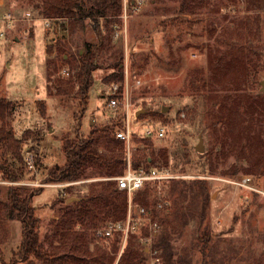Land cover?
Segmentation results:
<instances>
[{
    "label": "rangeland",
    "instance_id": "rangeland-1",
    "mask_svg": "<svg viewBox=\"0 0 264 264\" xmlns=\"http://www.w3.org/2000/svg\"><path fill=\"white\" fill-rule=\"evenodd\" d=\"M127 10L126 21L117 19L109 28L101 19L99 34L88 19H51V26H47L31 0H0V98L20 104L9 121L16 137L25 141L24 159L28 151L38 156L36 172L26 171L25 164L15 161L11 151L1 156L23 170L21 181L49 184L44 182L49 169L66 163L62 139L75 131L88 136L94 126L117 124L122 126L117 130H125L123 102L128 99L134 133L132 154L168 149L169 167L174 171L170 173L181 179H202L207 186L203 223L189 213L201 209L196 202H184L183 206L190 208L180 211L182 202L178 199L158 202L161 195L150 199L149 209L163 202L162 207L157 204L161 209L158 219L174 229L172 264H264V195L227 181L264 175V170L259 171L264 168V92L260 84L264 80V0H147L140 10L129 5ZM7 13L12 18L10 23L6 22ZM116 29L124 32L115 36ZM85 42L104 45L97 56L99 68L81 118L76 101L50 95L46 49L49 44L56 47L50 56L58 63L54 78L75 82ZM119 50L124 53L125 90L121 93L118 87L116 109L109 105L110 94L114 85H121L107 84L103 79L113 72L110 57ZM39 100L46 103V117L38 112ZM164 106L169 110L160 118ZM140 110L145 112L136 116ZM155 124H163L166 134L151 139L153 146L145 148L139 141ZM200 139L203 152L196 149ZM1 181L7 180L0 172ZM166 182H159V191L167 188L169 184L163 185ZM13 189L20 191L23 200L41 187L0 183V264H24L23 225L9 215ZM42 189L34 195L32 205L43 221L44 238L51 222L58 220L52 205L63 196L64 187ZM131 199L138 224L130 247L141 255L146 249V264H165L166 255L153 249V241L140 239L149 233L150 224L138 215L137 208L144 206ZM112 242L92 244L87 259L90 253L112 250ZM125 244L123 239L120 253Z\"/></svg>",
    "mask_w": 264,
    "mask_h": 264
},
{
    "label": "trees",
    "instance_id": "trees-1",
    "mask_svg": "<svg viewBox=\"0 0 264 264\" xmlns=\"http://www.w3.org/2000/svg\"><path fill=\"white\" fill-rule=\"evenodd\" d=\"M32 5L38 11L40 17L45 19L74 18L76 20L88 19L93 28L101 34L100 20L104 19L106 28L121 18L123 11V0H31ZM134 0H130L132 5ZM118 29L115 30V32ZM104 43H84V52L79 54L76 65V83L70 79L61 77L54 78L58 71V63L51 59L56 47L47 45V82L50 95L73 99L78 104L79 116L82 118L87 107L89 92L94 84V73L99 65L96 63L97 56L102 50ZM59 49V46H57ZM110 59V67L113 72L104 77V83L120 84L119 92L124 93V53L115 51ZM124 95V94H123ZM111 97V96H110ZM20 104L16 101L0 98V172L7 181H20L22 171L11 164L9 160L1 156L2 153L11 151L15 161L24 164V143L15 135L13 126L9 119L14 115ZM38 112L43 117L47 115V106L44 100L37 104ZM148 112V110H146ZM162 112V111H161ZM167 115L161 113L160 118ZM126 119V116L124 115ZM156 125V124H155ZM159 125V124H158ZM156 125V126H158ZM163 125V124H162ZM80 123L78 122V128ZM126 126V125H125ZM122 126L113 124L103 127L94 126L90 129L88 136L78 134L75 131L72 136L67 135L62 139V149L66 155V163L62 166L56 165L49 169L44 182L49 184L73 183L86 179H98L90 183H84L77 187L68 185L64 187L63 196L56 198L53 207H56L58 220L51 222L50 232L41 237L43 221L36 215V207L32 205L35 194L41 193V189L21 199L20 191H10L9 215L10 218L18 219L23 225V243L21 247V260L24 264H146V249L144 255L135 252L130 243L136 238L134 231L128 235L122 253L120 248L123 244L124 234L116 232L112 237L101 239L96 236L99 228L109 223L124 222L128 214V193L118 187L117 180L106 178L119 177L127 168V145L126 142L117 137V130ZM134 137V135H133ZM152 136L144 135L139 142L146 148L152 147ZM133 140V139H132ZM36 164H38V156ZM264 157V156H261ZM170 154L168 149H152L148 155L135 152L131 156V164L135 170L143 168L147 173L172 171L169 167ZM261 168L259 171H263ZM250 172L256 170H249ZM189 180V182L187 181ZM167 188L158 190L159 182L147 181L142 189L132 195L136 204L146 207L153 220L159 224V230L154 235L152 247L157 253L166 255V261L173 263V246L171 236L174 231L165 220L158 219L157 204L160 200L166 199L172 202L180 201L178 206L183 211L186 206L184 202L194 203L201 207L196 214L189 213L193 218L203 223L206 203L207 186L205 181L199 178L170 179L163 185ZM38 188V187H37ZM161 195L153 209H149L151 197ZM79 198L68 202L69 198ZM166 206L165 208H167ZM190 208V205L186 209ZM185 215V213H184ZM199 224V227L201 226ZM149 235L145 232L141 237ZM131 236V238H130ZM130 238V239H129ZM112 239L110 251H103L97 255H91L87 259V251L92 244L99 241ZM99 252V251H97ZM164 259V258H163ZM167 262L165 264H167ZM263 263V262H262Z\"/></svg>",
    "mask_w": 264,
    "mask_h": 264
},
{
    "label": "built area",
    "instance_id": "built-area-1",
    "mask_svg": "<svg viewBox=\"0 0 264 264\" xmlns=\"http://www.w3.org/2000/svg\"><path fill=\"white\" fill-rule=\"evenodd\" d=\"M130 0H123V6L125 8V14L121 15V18L126 19L128 18L127 14V6L129 5L134 9L135 11L140 10L142 6L146 3L147 0H134L133 4L130 5L129 3ZM28 16H30V13H27ZM10 20H12L11 15L9 13L6 14V22L10 23ZM46 22L47 26H51V19H44ZM124 30L118 29L115 32V36H118L122 34ZM63 73L65 75H69V72L67 70H64ZM118 85L113 86V91L111 92L110 96L111 99L109 101V105L112 108H118L119 107V100L117 99L118 95ZM123 108L125 112V116L127 119V125L125 130L120 131L117 133V137L120 138L121 140L126 142L127 145V168L126 171L123 175L116 177L115 179L118 181V187L121 190H125L128 193L129 197V202H128V214L127 218L124 222H119V223H109L107 226L99 228L96 231V236L99 238H108L112 237L116 232H122L124 234V240L127 241L128 235L130 234L131 231H134L137 228V218L133 216V211H135L133 202H132V195L136 192H138L140 189H142L147 181L154 180L158 182H164L166 180L170 179H180L183 178L182 176L174 175L170 173L169 170H165L162 172H153V173H147L143 168L139 170H135L132 167L131 164V156H132V139H133V131L130 127V104L128 102V99H126L123 102ZM166 134V127L163 125H158V126H149L147 130L144 132V135L146 136H152L154 138H163ZM24 164H25V170L29 171L30 173H35L36 172V157L32 151L27 152V156L24 159ZM190 178V177H188ZM241 180L235 181V180H227L228 182H232L236 185L248 187L252 189L253 191L260 193L264 195V175H260L259 177H253L250 175H245L240 178ZM253 179H256V184L252 183ZM0 183H7L11 185H17V186H35V187H43V186H55V187H65L68 185H72L73 183H57V184H46L42 182H25V181H1ZM260 184V185H259ZM262 184V185H261ZM163 202H160L158 205L162 207ZM168 204V202H165ZM138 215L140 217H143L142 220L148 221L150 224V230H149V235L145 236L143 238V241L146 243H151L153 241L154 235L158 232L159 230V224L158 222L152 221L150 217H147L148 214L146 212L145 207H138L137 208ZM157 260H159L157 258Z\"/></svg>",
    "mask_w": 264,
    "mask_h": 264
},
{
    "label": "water",
    "instance_id": "water-1",
    "mask_svg": "<svg viewBox=\"0 0 264 264\" xmlns=\"http://www.w3.org/2000/svg\"><path fill=\"white\" fill-rule=\"evenodd\" d=\"M260 84H261V86H262V88H261V92H264V80L261 81ZM168 110H169V107H166V106L162 107V112H163V113H166ZM141 112H145V111H144V110L137 111V112H136V116H138ZM93 122H94V121H93ZM93 122H91V124H92ZM196 149H197V151H199V152H203L204 149H203V141H202V139H200L199 145L196 147ZM78 199H79V198H76V197L69 198V199H68V202H70V201H74V200H78Z\"/></svg>",
    "mask_w": 264,
    "mask_h": 264
},
{
    "label": "crops",
    "instance_id": "crops-1",
    "mask_svg": "<svg viewBox=\"0 0 264 264\" xmlns=\"http://www.w3.org/2000/svg\"><path fill=\"white\" fill-rule=\"evenodd\" d=\"M39 148H40V146H39Z\"/></svg>",
    "mask_w": 264,
    "mask_h": 264
}]
</instances>
